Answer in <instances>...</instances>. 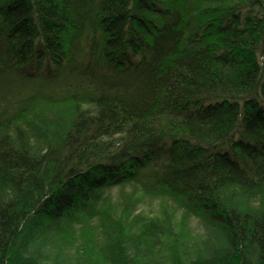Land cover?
<instances>
[{
	"label": "trees",
	"instance_id": "16d2710c",
	"mask_svg": "<svg viewBox=\"0 0 264 264\" xmlns=\"http://www.w3.org/2000/svg\"><path fill=\"white\" fill-rule=\"evenodd\" d=\"M47 238L264 264V0H0V264Z\"/></svg>",
	"mask_w": 264,
	"mask_h": 264
},
{
	"label": "rangeland",
	"instance_id": "374dc122",
	"mask_svg": "<svg viewBox=\"0 0 264 264\" xmlns=\"http://www.w3.org/2000/svg\"><path fill=\"white\" fill-rule=\"evenodd\" d=\"M153 207L156 208V206ZM190 222L192 223L189 231L193 238V236H198L199 233L197 232L199 231L194 228V221L192 219ZM82 243L83 242L80 241L79 238L75 243L72 242L71 244H65L56 239L47 238V240L41 245V255L47 261H55L57 259L59 264H101L95 259L94 251L87 253V250L85 249L86 246L80 247ZM94 248L97 249V244H94ZM165 251L166 249L163 248L160 253H164ZM162 256H164V254L160 255V257Z\"/></svg>",
	"mask_w": 264,
	"mask_h": 264
}]
</instances>
